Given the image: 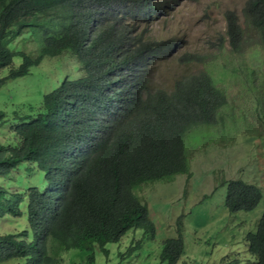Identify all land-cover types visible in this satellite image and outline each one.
Here are the masks:
<instances>
[{
	"label": "trees",
	"instance_id": "obj_1",
	"mask_svg": "<svg viewBox=\"0 0 264 264\" xmlns=\"http://www.w3.org/2000/svg\"><path fill=\"white\" fill-rule=\"evenodd\" d=\"M164 6L161 0H0V70L10 68L0 86L46 57L64 56L72 65L43 95L36 115L19 117L14 142L0 143V177L22 171L14 177L19 189L0 183V220H17L14 231L0 234V263L61 264L65 252L79 249L88 252L86 264H95V249L106 251L131 229L154 234L136 187L186 171L192 131L223 119L230 104L227 67L216 70L206 54L179 55L181 64L202 69L179 76L171 89L151 79L152 63L165 59L174 42L136 30ZM242 14L240 21L226 13L234 55L264 47V0H246ZM16 39L34 42L32 54L17 49ZM17 56L22 62L11 68ZM5 115L0 109V128ZM262 197L256 185L227 182L230 212L251 211ZM245 241L252 256L245 264H264V213ZM183 252L181 233L165 239L159 264H177Z\"/></svg>",
	"mask_w": 264,
	"mask_h": 264
},
{
	"label": "rangeland",
	"instance_id": "obj_2",
	"mask_svg": "<svg viewBox=\"0 0 264 264\" xmlns=\"http://www.w3.org/2000/svg\"><path fill=\"white\" fill-rule=\"evenodd\" d=\"M161 1L165 2L164 8L154 12L148 21H141L136 30L147 31L151 40H165L172 46L174 42L165 59L152 63L151 79L171 89L179 76L202 69L201 65L181 64L178 56L185 52L206 54L216 70L227 67L229 73L223 81L230 104L222 111L223 119L192 131L187 139L186 171L136 187L135 194L148 206L154 234L143 228L131 229L119 242L108 243L107 252L95 249V264H159L164 240L180 233L184 252L177 264H245L252 259L246 234L255 232L264 213V47L246 48L237 55L231 52L226 13L232 11L243 21L246 0ZM15 42L17 49L31 54L35 49L34 42ZM21 62L20 56L15 57L11 68ZM238 68L246 70L241 73ZM71 69L64 56L46 57L29 74L0 86V109L6 114L0 128L1 144L14 142L19 117L36 115L43 95L58 87ZM9 70H0V79ZM232 70L238 74H232ZM21 172L15 170L10 176L0 177V183L12 192L19 189L14 177ZM236 179L261 189L263 197L253 210L227 209V182ZM16 222L1 219L0 234L14 231ZM137 242L139 248L133 249ZM87 255L84 250H69L61 264H86Z\"/></svg>",
	"mask_w": 264,
	"mask_h": 264
}]
</instances>
